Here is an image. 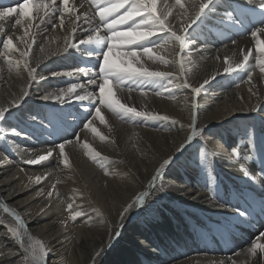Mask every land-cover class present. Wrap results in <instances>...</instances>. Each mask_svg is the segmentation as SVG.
Here are the masks:
<instances>
[{"label":"bare ground","instance_id":"1","mask_svg":"<svg viewBox=\"0 0 264 264\" xmlns=\"http://www.w3.org/2000/svg\"><path fill=\"white\" fill-rule=\"evenodd\" d=\"M220 1V4L218 1L217 3L221 6L224 0ZM19 3H21L20 0ZM167 3H173V0H167ZM70 4H74L78 12L88 11L86 4L84 5L81 0H70ZM81 4H83V7H81ZM164 4L165 0H159L158 7L163 8ZM16 6V0H0V7ZM220 6L218 9H220ZM25 11L31 13V6L26 8ZM181 11L179 8H174V15L169 17L176 31L180 30V25L183 22L182 17L178 15ZM51 15L54 16V20L48 21V18H45L44 22H41L39 16H37L31 22L33 27L29 29L27 35L24 32V28L27 27L26 21L23 27L15 24V19L19 18L18 14H14L13 17L7 18L5 21H0V52L4 51L2 38L8 36L12 37L13 44L17 49L28 50L24 48L22 41L16 39V37L23 36L24 40L32 44V48L28 50L29 56L27 59L29 64L37 69V79L30 82L27 72L21 69L20 74L17 75L16 71H9L8 63L0 56V107H8L13 100L22 94V89H26L29 92V95L19 106L20 111L16 119L6 122L5 131L8 134L5 136L7 140L4 138V142L8 146L9 144L13 145L14 149H11L12 147L10 149L18 155L14 156L9 152L0 150V207L8 206L22 218L23 236L26 244L30 245V247L25 248L16 238H13L14 236L10 235V232L7 231L8 227L18 226L21 229L22 227L18 224L16 226L12 225V221L15 219H11V221L7 219L8 221L6 220L5 224H0V253L3 251L9 253L3 261H0V264H33V261L30 262L29 260L31 256H28L27 260L24 257L33 248L38 253L40 245H44L46 256H49L46 264H89L92 261L95 262L94 264H264V253L258 250L256 256H252L247 252V248L251 244L245 249L243 247L240 250H235L236 252L231 256V262L224 258L226 255L224 257L221 256L222 250L211 251L216 246L215 242L213 246L210 245L215 239L207 235L206 232L208 233L210 230L213 233L214 229H218L216 226L224 227L225 221H222L224 217L221 211H225L224 209L227 207L229 208L231 203L219 204L213 199L210 200L207 188L199 182L197 168L189 162L191 161L192 150L189 152L187 149L182 152L177 151L190 133L187 128L181 129L182 121L187 124L190 123L192 98L190 99L188 93L181 95L176 92L178 94L177 98L172 99V101H165L147 94L141 95V91L132 93L123 88V90H117L109 84L106 86V95H110L109 89H111L117 99L131 107H135L137 110L169 117L168 120L161 121V123H164L163 126L161 125L162 130L150 131L147 130L148 128L145 129L146 127H130L101 111V114L105 117V122L101 123L99 119H93L92 127H95L101 135L106 137V142L99 143L100 137L91 132L90 129L86 132H80L79 141H74L72 145H68L66 148L70 167L65 168L64 165L60 164L58 156L56 165H53L52 162H45L39 168L35 169V167V170L30 164H28L30 166L26 165L27 163L22 164V161L25 162L28 159H32L36 154L46 152L45 150L48 149L47 146L44 147L42 144L48 145L49 141H52L51 137L48 140L47 135L49 134H46L51 128H49V121L52 122L58 115L65 119L73 118L74 120L75 116L70 117L72 116L70 114L76 113V111L71 110L77 103L74 104L75 101L70 104L69 100L61 103L60 101H43L39 99V97L49 93L59 94L62 88H53V84L58 81L60 85H65L71 83L72 80H78L82 76L78 74L79 72H74L76 68H79L78 66H73L74 68H72L68 65L70 57L67 53L61 51V48L65 43L66 37L79 40L85 39L86 35L79 29H77L74 36L73 34L70 35L71 28L75 26L70 23V14L65 16L63 28L59 25V13ZM208 15L211 16V13L209 12ZM205 18L203 22L208 24L210 18ZM71 19L74 20L75 17H71ZM53 22L57 24L56 29L51 26ZM80 23L82 24V21ZM37 25L39 27H36ZM82 26L87 27L83 24ZM93 26L96 25L93 24ZM217 26L221 25L217 24ZM251 30L247 29V27L240 30V36L250 34ZM207 36L210 37L209 34ZM207 36L199 34L195 30V34L192 36L195 44L187 49L186 57L189 56L188 58L191 59L186 58L190 63L184 64L185 79H188L190 85L194 87H199L206 79L209 80V83L204 84L197 97V127L200 129L209 125L208 138L205 139L211 147L213 159L217 161V164L221 166V164L228 162L230 163L229 166L239 172L236 164L239 165V162L245 160L250 164L249 154L247 155L245 150L240 148L238 152L240 161L235 163L233 158L236 155L231 153V148L234 146L232 140L234 141V139L224 125L228 121H232L233 118L235 119L242 112L263 111L262 113L264 114V73H261L259 66L256 65V45L251 35H247L242 39L239 37L236 44L231 42L223 45V41H216L213 43V49L217 48L216 51H208L210 45H212V40ZM258 37L264 40V33H258ZM42 47L44 48L43 52H41ZM249 49L251 50V55L246 70H240V73L234 75H227L224 72L226 67L224 58L227 56L229 62H239L244 54H248ZM241 50H243V54ZM153 52L154 55L164 57L170 62L178 59V57L176 58L177 47H173L172 44L158 50L155 49ZM205 54L209 55L204 57ZM8 55L13 60L20 58L19 51L9 52ZM82 63L84 62L82 61ZM88 64L90 63L88 62ZM168 65H170L172 72H176L175 63H168ZM134 66L149 67L156 71H163L167 64L159 61L154 62L146 57V59L140 58V64ZM248 71L252 72L251 81H249L248 75L246 79L244 78L245 73ZM52 72L61 74L52 77ZM69 73H73L74 77L69 75ZM41 76H45L47 79H39ZM87 78L84 75L85 81ZM243 78L245 80L239 83ZM227 80L233 83V87L237 86L228 90L226 87L229 85H226L224 90V86L216 88L217 83ZM180 81L182 80L180 79ZM67 87L66 85L63 89ZM250 88L252 89L251 92L249 91ZM138 89L142 90L144 87ZM87 90L94 92L90 85ZM77 92H84V90L78 89ZM83 102L84 105H87L85 101ZM43 107L48 108L45 117L42 116ZM252 107H256L257 111H251ZM64 110H66L65 113ZM219 111L222 114L220 117L217 116ZM33 117H39V119L34 121ZM73 120L68 122L69 125L73 124ZM173 120L177 121V123L174 124ZM76 121L79 124L78 119ZM173 127L175 131L167 132L174 129ZM13 128L20 133H27V136L12 134L10 130ZM63 128L56 133H53L52 130L50 131V136L57 137L56 143L62 142L63 138H61V135L66 134L67 130H63ZM24 129L29 131L24 132ZM42 136H44V139H42ZM84 143L89 144L91 149L100 155L95 159L85 155L89 150L83 147ZM17 156H19V160L16 159ZM169 156L175 159L171 163L173 167L166 166L163 169L162 183L169 194L166 199L167 203H164L165 205L162 209L152 210L146 218L147 221H144L142 225L136 223L137 219L135 220L139 207H141L140 204L135 205L121 218L119 213L124 206L133 203L136 197L145 191L151 193L152 189L148 187L149 181L155 169ZM185 156L189 158L184 159L183 157ZM107 158L111 162H113L112 159L116 161L111 167L108 166L107 162L109 161L106 162L105 170L108 171L109 175L104 174L105 170L99 172L93 167L99 162L105 163ZM15 161H21L22 165L19 164L20 162L16 163ZM224 168L226 169V167ZM241 171H245V169L243 170V167H241ZM251 171L260 175L264 171V161L256 167V172H254V169H251ZM36 177H41V181L36 182ZM57 180L60 183H56ZM232 182H234V187H241L240 183ZM255 183L257 185L259 183L261 187H264L263 179L260 182L255 181ZM53 184H56V189L53 190V197L50 200L47 198V193L51 190ZM232 190L227 185L225 192L228 194ZM146 199L147 197L144 198L143 204H146ZM188 203L201 205L199 207L201 210H198L197 213L196 211L194 212L191 207L185 205ZM243 203L245 202H240L239 204ZM68 204L73 205L70 211H66ZM240 207H238L240 210L237 212L249 210L248 204L246 207L243 205ZM96 210H99L102 215H97ZM27 211L33 212L35 217L29 218ZM75 211H83L87 215L81 216V219L75 223L68 219ZM183 211L185 215L181 217L184 213ZM194 214H197L198 218L194 217ZM88 216L92 217L91 221H88ZM203 218L208 220L216 219V222H206L203 221ZM63 221H67V224L62 223ZM88 222H92L93 228L85 231ZM193 222H197V225L201 228L195 226ZM210 224L212 228L208 231L202 227H210ZM110 231H112L113 237L107 245L106 241L108 238L110 239ZM117 232L119 233L118 236L116 235ZM121 232L122 236L120 237ZM29 236L32 238L30 241L28 240ZM210 238L212 242H210ZM244 240L246 241V239ZM192 241L202 242L205 248L202 244L198 245ZM256 242L264 243V237ZM115 249H117L116 252ZM97 253L99 255H96Z\"/></svg>","mask_w":264,"mask_h":264},{"label":"snow or ice","instance_id":"2","mask_svg":"<svg viewBox=\"0 0 264 264\" xmlns=\"http://www.w3.org/2000/svg\"><path fill=\"white\" fill-rule=\"evenodd\" d=\"M92 7L98 8V11L95 13V16L99 17V26H93L94 21L89 18L88 11L78 12L74 4H70V0H60V6H56V0H23V3H19V0H16V7H0V21H5L7 18L13 17L14 14H18L19 18L15 19V24L24 26V22H27V27L24 28L25 35L28 34L29 29L33 27L32 21L39 16L41 22L45 21V18H48V21H53L54 16L51 14L59 13V25L63 28L65 24V16L70 14L69 20L72 25H75L71 28V33H76L79 29L82 33L86 35L85 39L75 40L71 37L65 38V43L61 48V51L68 52L69 49L76 48L80 49L81 46H85L84 50L87 53L88 57H94L96 64L93 65V69L98 65V72L92 71L91 75H88L90 71L86 67H79L74 70V72L84 73L88 78L86 84L82 83H71L66 89H60L59 94H46L39 99L43 101H60L64 103L69 97L74 98L77 101L89 100L93 102L94 111L86 110L85 122L83 123L84 129H90L91 132L100 137L101 140H105L106 137L101 135L95 127H92L93 119H99L101 123L105 122V117L101 114V108H106L109 112L115 115L118 119L124 120L125 118L131 121H135L137 118H152V119H164L168 120L169 117H156L151 113L145 111H138L135 107H131L126 103H123L120 99L116 98L115 93L111 92L109 89L110 95H106V86L112 83L117 89L122 87H127L128 91L133 90V85L138 88H143L144 86H151L153 89L157 87H163L164 91H156L155 95L161 96L167 92V98L175 99V95L168 89L167 86L161 85L162 80H167L169 85H172V73L164 71H150L148 68L143 66L136 67L134 65L140 64V56H146L148 59L153 60L154 62L159 61L164 64L175 63L178 64L181 70V75H185L184 64L190 63L182 55L186 49L195 44V41L192 38L190 29L198 25L202 19H204L209 12L215 7V0H173V3L165 4L163 8L158 7L159 0H89ZM125 4H128V9L124 12L123 15L114 17L113 14L117 13L119 9L124 8ZM31 6L32 12L28 13L25 11L26 8ZM83 7V4H81ZM260 10L262 15H264V0H259V3L255 6ZM179 8L181 13L180 15L183 19V22L180 25L179 33L173 28V22L169 19L170 16H173V9ZM228 22L233 25L243 26V21L237 19V13L235 10L227 12ZM71 17H75L74 20ZM111 17V19H110ZM138 17V22L134 19ZM82 21L83 27L80 23ZM128 21H132L131 25H128L127 31H118V25H125ZM264 25V19L260 22ZM53 29L57 28V24L53 22L51 24ZM36 27H39L37 25ZM103 29V31H102ZM107 33L104 34V33ZM258 33H264V26H254L250 32V35L255 40L256 45V65L259 66L261 73H264V40H261L258 37ZM34 38V35H33ZM17 40H20L24 44V48L30 50L32 44L24 40L23 36L16 37ZM118 42V43H114ZM162 42V43H161ZM232 44H236V40L233 39ZM172 43L173 47H178L179 52L176 53L178 59L173 61H168L164 57L154 55L153 49H160L162 47H167ZM129 46H136V48L141 51L127 50L120 51L118 55L121 57L120 65H115L110 62V55L113 54L114 48H127ZM2 47L3 52H0V56L8 63L9 71H16L17 75L20 74L21 69L27 72L28 80L35 81L37 79L35 67H31L28 61L29 51L17 49L13 44V39L11 36L2 38ZM19 51V59L13 60L9 57V52ZM44 51V48H41V52ZM243 54V50H241ZM55 55V53H53ZM251 55V50H248V54H244L243 58L239 62H229V58L226 56L224 62L226 67L224 68L225 73H233L237 70L244 69L246 70L249 64V58ZM234 64V66H233ZM191 71V69H189ZM61 73L52 72L51 76L55 77ZM73 73H69L72 75ZM249 81H251L252 72H247ZM214 78V77H213ZM39 79H47L45 76L39 77ZM99 81V83H98ZM98 83V96L95 92L88 91L86 85H96ZM209 83V80L206 79L203 84L199 87H192L188 80L185 79L182 85H173V87L179 88H190L192 92V102L190 107V123L188 125H181V127H188L191 129L190 133L187 135L186 140L182 143L177 149L178 152H182L185 148L191 144L194 139L203 135V129H198L197 127V97L204 84ZM78 89H83V94L77 92ZM22 94L19 95L15 100H13L8 107H0V121H3L11 114V110L18 108L24 99L29 95V92L26 89H22ZM251 92L252 89L250 88ZM141 95H144L141 92ZM98 101V103H97ZM251 111H257L256 107H252ZM34 121L38 120L39 117H33ZM174 124L177 121H172ZM51 123V121H49ZM12 134L27 136V133H20L15 128L10 130ZM254 136V132L249 134V139ZM76 142L79 141V134H76ZM74 143L71 139H63L62 142L56 143L53 148L48 149L44 154H38L35 158L28 159L25 163L30 165H38L42 162L49 161L51 158H54V155H58L59 163L64 165L65 168L70 167L69 157L66 152L68 145ZM83 147L89 151L85 155H89L92 159H95L100 154L94 152L90 145L84 143ZM254 147V144L250 146ZM58 149V153L56 150ZM235 151V150H234ZM210 150L202 146L199 150L198 162L202 169L207 168L210 156ZM175 158L169 156L164 159L162 163L155 169L154 174L149 181L148 187L150 189L156 188V181L163 179V169L170 165ZM105 175H109L108 171L105 170ZM243 175L250 179L252 182H255L256 177L253 176L250 172H243ZM261 177H264V171L260 173ZM41 177H36V182L41 181ZM56 183H60L57 180ZM162 187V183H161ZM56 189V184L51 186V190L47 193V198L51 200L53 197V190ZM150 194L149 191L141 193L133 203L127 204L123 207L122 211L119 213L120 217L129 212L135 205H142L144 198ZM39 195V193H38ZM222 206V205H221ZM73 205L68 204L67 210H72ZM260 211L264 213V200L259 204ZM4 212H10L11 216L15 219L18 225L23 227L22 218L17 214L13 209L4 207ZM97 211V215H102V213ZM247 211H240L239 216H246ZM87 215L83 211H75L74 214H71L68 219L76 221L78 217ZM92 217L88 216V221H91ZM65 225L67 221H63ZM7 231L14 236L17 241L25 248L30 247L26 244L25 238L21 231L16 228L8 227ZM118 236L119 233L117 232ZM259 237H264V232L259 234ZM31 236L28 237L30 241ZM38 243V242H37ZM264 253V243H257L256 240L251 242V246L247 248V252L256 256L257 251ZM96 255H99L97 253ZM28 256H31L33 264H46V253L44 251V245H40L39 252L33 248L30 253H27L24 259H28Z\"/></svg>","mask_w":264,"mask_h":264},{"label":"rangeland","instance_id":"3","mask_svg":"<svg viewBox=\"0 0 264 264\" xmlns=\"http://www.w3.org/2000/svg\"><path fill=\"white\" fill-rule=\"evenodd\" d=\"M20 1H21V3L23 2V0H20ZM81 1L84 3V5L86 4L85 6L87 7V9L89 11L88 13L92 17V18L90 17V19L91 20H94V24L96 26H99V17L98 16H95V13L98 11V8L92 7L91 6V3L89 2V0H81ZM217 1L220 4L221 1L220 0H217ZM217 1L215 0V7L210 12L211 13V16L207 14V17L205 18V19H207L208 17L210 18L209 19V23L207 24V22H203L204 19H202L198 25H196V26H194L193 28L190 29L192 36H193V34H195V30H197L199 32V34H205L206 36H207V34L210 35V37H208V36L207 37L210 40H212L211 41L212 42V45H210V48H212V49L209 48L208 51H211V50L212 51H216L217 50V48L213 49V43L216 42V41H223L224 42L223 45H226L227 43H231V41L233 40V38L237 41V40H239V37H240V39H242V38L246 37L247 35H250V34H245L244 36H240V33H241L240 30L246 29V27H247V29H253L254 26H257V27H260V25L261 26H264V25H262L260 23L261 20L264 19V15H262V13L260 12V10L255 7L259 3V0H254V1L253 0H226V1L224 0L223 1V4L221 6L217 3ZM56 2H57L56 3V6L58 7V5H60V0H56ZM219 6H220V9L221 10L218 9ZM127 9H128V4H125V7L119 9L117 13H114L113 14V16L116 17V18H118V16L123 15L124 12ZM224 9H226L227 11L224 10ZM231 10H235V12L237 13V19L243 21V26H241L239 24L232 25L231 23L228 22V19H227V15L226 14H227L228 11H231ZM221 12H222V14H220ZM110 19H111V17H110ZM134 19L137 22L139 20L138 17H134ZM213 20H214V22H213ZM131 24H132V21H128L125 25H118L117 26V30L118 31H127L128 25H131ZM217 24H220L221 26H217ZM246 25H248V26H246ZM102 31H103V29H102ZM177 32L179 33V31H177ZM104 34L107 35L106 32ZM70 35H72V33ZM198 36H200V35H198ZM114 43H117V42H114ZM170 44H172V43H170ZM129 47L132 50H135V51H138V52L141 51L140 49L135 48L136 46H129ZM129 47H127V48H114L113 54H111L110 55L111 57H109L110 62L112 64H115V65H117V64L120 65L119 63L121 61V57L118 55V52L131 50ZM84 48H85V46H83L79 50H76V48H72V49H69L68 52H65L70 57V59L68 58L69 59L68 61H70L68 65L71 66L72 68L77 67V66L78 67H80V66L81 67H86V68L88 67L87 69L90 70L88 72V75H91L92 74V71H97L98 72V70H99L98 69V65H96V67L93 69V65L96 64V61H95L94 57H88L87 56V53L85 52ZM219 48H221V47H219ZM153 50H155V48ZM179 51L180 50L177 47V52H179ZM255 52H256V49H255ZM187 53H188V51L186 49L185 52L183 53V56H185V58H187V59L190 60L191 58H188L189 56L186 57L187 56ZM78 55H80L79 58H78ZM208 55L209 54H205L204 57H207ZM140 58L146 59V56H142L141 55ZM176 58H177V56H176ZM64 60H66V59L64 58ZM82 61L84 63H82ZM88 62L90 64H88ZM75 63H77V64H75ZM169 66L170 65L167 64V66H166L167 68L165 67L163 71L164 72H169L170 71V73H172V85H169L167 80H162L161 81V85L167 86L168 89L175 95V98H177L178 94H181L182 95V94H187L188 93V96L191 99L192 98V93H191V89L190 88H184V87H182V88L181 87L176 88V87H173V85H182L183 82H184V80H185V78H186L185 75H181V70L179 69L178 64H176V68H177L176 69V72H174V71L172 72ZM148 69L150 71H156L154 69H150L149 67H148ZM242 70L243 69H241V71ZM237 73H240V70H237L236 72H233V73H227V75H234V74H237ZM78 74L79 75H82L78 79L80 81H78V80H72L71 83H80L81 82L82 84H86L87 79H86V81L84 80V75L85 74L84 73H80V72ZM68 77H70V76H68ZM72 77H74V75H72ZM179 78L182 81H180ZM244 78L245 79L247 78V73H245V77ZM244 78L239 83L243 82L245 80ZM234 81H236V80H234ZM221 82L220 83H217L216 88H220L221 86L222 87L224 86L223 87V90L226 89V88L228 90V89H234L237 86V85H235L233 87V83L230 82V81H228V80L225 81V82H222V83ZM71 83H69V84H71ZM69 84L60 85V82L58 81L57 83L53 84V88L54 89H59V88L66 87V85L69 86ZM110 85H112L113 87H115L112 83H110ZM226 85H229V86L225 88ZM88 86L89 85H87V87ZM90 86L92 87V89H94V92L97 94V92H98V83L96 85H94V86L93 85H90ZM192 87H194V86H192ZM122 88L128 90L127 87H122ZM122 88H121V90H123ZM115 89H117V88L115 87ZM179 89H180V91H179ZM117 90H120V89H117ZM140 91L143 92L144 94L150 95L151 97H155V98H158V99L160 98V99L165 100V101H172V99L167 98V92H165V94L164 95H161V96L155 95V92L156 91H164V88L163 87H157V88L153 89L151 86H147L146 85V86H144V89L139 90L138 87H136L135 85H133V90L131 91L132 93H139ZM184 91H185V93H184ZM80 94H83V92H80ZM97 96H98V94H97ZM66 101L70 102V104H73L72 103L73 101H75L74 104L77 102L76 103L77 105L75 104L72 108H71L70 105H68V107H70L71 110L76 111V113H74L75 115L73 113L70 114V113L67 112L68 114L72 115L70 117L75 116L74 117V120H73V118L72 119H70V118L69 119H65V118L61 117V115H58L56 118L53 119L55 122H57L56 124L52 120V122L50 123V126H49V128L50 127L51 128L50 129L47 128L49 130H48V133H46V134H49V135H47L48 140H50V137H51L52 138V141H49V144L48 145L42 144V146H44V147L47 146L48 149L53 148L54 145L56 144V140H57V137L50 136V131L51 130H52L53 133H56L58 130H60V129H62L64 127L63 130L66 129L67 131L65 132L66 134H62L61 135V138H63V139H71L73 141H76L75 140L76 134H79L82 131L83 132H86V131L89 130V129H84L82 124H83V122H85L83 120H85V116L87 114L86 113V110H88V111H94L93 102L92 101H89V100H87V101L85 100V102L87 103V105H84L83 104L84 103L83 101H77V100H75L72 97H69ZM191 102H192V99H191ZM97 103H98V101H97ZM259 106H258V108H260ZM81 107H82V109H81ZM83 107H84V110H83ZM74 108H76V109H74ZM101 109H102L101 111H103L104 113H107L111 117H114L115 119L120 120L118 122H120V123L123 122L124 125L126 124L127 126H130V127L131 126L132 127H135V128H145L146 127L145 129L148 128L147 130H150V131H156V130L157 131H161L162 130L161 127L164 124V123H161V121L164 120V119H159V118H156V120H153L152 118H143V117H141V118H137L135 121H131V120H128L126 118L124 120H121V119H118L115 115L113 116V114L111 112H109L106 108H103L102 107ZM47 110H48V108H46V107H43L42 108V111H43V115L42 116L43 117L46 116V111ZM19 111H20V108L19 107L12 109L11 110V114L8 115L5 120L0 121V139H1V141H0V148L1 149L0 150L1 151L3 150L2 152H9L10 154H12L14 156L15 155H18L16 152L14 153L13 151H11V149H14V146L13 145H10V144L8 146V144L6 142H4L5 139L7 140V138H5V136H7V134H8L5 131V128L7 127L6 122L7 121H11V120H15L16 117L18 116V112ZM138 111H140V110H138ZM65 112H66V110H64V113ZM262 112L263 111L249 112V113L248 112H242V113H240L241 115L239 114L237 117H235V119L233 118L232 121H228L224 125V127L227 128L228 133H230L232 135L233 139H234V141L232 140L234 146L231 148V153L236 155L233 158L235 160V163L240 161V158H239V155H238V152H239L240 148H243L245 150V152L247 153V155L249 154L248 155L249 156L248 158H250V161H251L250 164L247 163L246 160L245 161H242L243 163L242 162H239L240 163L239 164L240 166L238 164H236L237 167H238L239 172L237 170H235V168L229 166L230 163L226 162V163L221 164V166H220L219 164H217V161L213 159L212 150L210 149L211 147H210L209 143L206 140L208 138L207 131L209 129L208 128L209 125L208 126H204V128L203 127L200 128V129H203V135L200 136V137H197L196 139H194V141L191 143V145L189 144L185 148V149H187L188 152L190 150L193 151V152L191 151V155L192 156H191V161H189V162L192 165H194V167L197 168V171H198V174H199V180H200L199 182L202 183L205 188H207V191H208V194H209V199L210 200L213 199V201H215V202H217L219 204H225V203H228V202L231 203V206L229 208L227 207L228 209L225 208L224 209L225 211H221V213H223V217H224L222 219V221H225L223 228L220 227V226H216V228H218V229H214L215 231H213V233H212V231L209 230V229L212 228V225L211 224H210V227H208V226H202L205 230L206 229H207V231L209 230L208 233L206 232V234L209 235V236H211V237H213L215 239V241L212 242L211 241V238H210V242H212L210 245L213 246L214 242H215V245H216L211 251L214 250L216 252L217 250H219V251L222 250L223 253L221 254V256L224 257L226 255L224 258L228 259V261L230 260V262H231V256L233 255L234 252H236L237 250L242 249L243 247L245 249L248 245L251 244V242L253 240H256V241L261 240L262 237H259V234L261 232H264V213H262L260 211V208H259V204L262 201V199L264 198V187H261L260 186L261 184H259V183L257 185L255 182H252L250 179L246 178L243 175V172L247 171V172H250L253 176L256 177L255 181L260 182V181H262V179L264 180V178H262L259 174L253 173L251 171V169H254V172H256L255 171L256 170V167L262 161H264V114ZM148 113H150V112H148ZM220 113H221L220 111L217 112V116L218 117H220L222 115ZM151 114L153 116H156V117H163L164 116V115H160V114H157V113H151ZM47 115L50 116L49 114H47ZM77 116H78V118H77ZM75 119L76 120L78 119L79 124L77 123V121ZM70 120H73V122H72L73 124L72 125H69V123H68V122H71ZM181 123H182V125H188L189 124V123L188 124L187 123H184L183 121ZM185 128H187V130L189 132L191 131V129H189L188 127H183V128L181 127V129H185ZM28 131L29 130L24 129V132H28ZM173 131H175V128L172 129V130H170V131H167V132H173ZM252 132H254V136H252V138L249 139L248 138L249 137V134L252 133ZM42 139H44V136H42ZM105 142H106V140L99 139V143H105ZM34 144H35V142H34ZM252 144H254V147H251V149H250V146ZM202 146H204L207 149H209L210 150V153H211L210 156H209V162H208V165H207L206 170L205 169H202L201 166L199 165V162H198L199 150L201 149ZM47 150H45V151H47ZM56 152H57V150H56ZM39 154H44V152L39 153ZM237 155H238V159H237ZM57 156L58 155H55L54 158H51L49 161H45V162H52L53 165H56L57 162H58V157ZM18 157L19 156L16 157L17 160L20 159ZM183 158L186 159V158H189V157L185 156ZM107 161H109V162H107ZM112 161L113 162H111L107 158L106 161H105V163L99 162V163H97V165L96 164L93 165V167L96 170H98L99 172H103L105 170V165L107 163L109 164L108 165L109 167H111V166H113L115 164L116 161L113 160V159H112ZM15 162L17 163L18 161H15ZM19 162L18 163L21 164V161H19ZM45 162H42L41 164H43ZM93 162H95V161H93ZM22 164H25V162L22 161ZM41 164H39V165H32L33 166V170L39 168L41 166ZM26 165H28V164H26ZM28 166H30V165H28ZM168 166L169 167L170 166L173 167V165H171V164L168 165ZM224 167H226V169ZM241 167H243V170L245 169V171H241ZM230 168H232V169H230ZM232 181H236V182H238V184L240 183L241 184V187H239V186L234 187L235 185H233L234 182H232ZM161 183H162V181L157 180V182H156V188L155 189H152L151 193L147 196V199H146L147 202H146V204H142L141 207H139V211L137 213V217L135 218V220L137 219L136 220L137 222L135 220H134V222L142 225L144 221H147L146 218H147V216L149 215V213L152 210H154V209L155 210L162 209L163 206L167 203V200L166 199L169 197V194H168V192H166V189H165V186L163 185V183H162V187H161ZM227 185L230 188L233 189L232 192L231 191L228 192L229 195L225 192V189H226V186ZM218 197H220V198L218 199ZM242 199H243V201H242ZM240 202L241 203L242 202H245V203L239 204ZM247 204L249 206V210L247 211L248 214L246 216H243V217L239 216V212H237V211L240 210V208H243V207H240V206L243 205L244 207H246ZM185 205L191 207L194 212L196 211V213L198 212V210H201V209H199V207L201 206L199 204L188 203V204H185ZM4 207L5 206L0 207V215H1L0 216V224H5L7 219H10L9 221H11V219L14 220V218L12 216H10L11 215L10 212H7V213L4 212V210H3ZM6 207H8V206H6ZM238 207H240V208H238ZM8 208L11 209L10 207H8ZM66 211H69V210H67V208H66ZM27 213H28V217L29 218L32 219V218L35 217V214L33 212L27 211ZM184 215H185V212L181 215V217H183ZM193 216L196 217V218H198L197 214H194ZM80 219H81V217H78L77 220L74 221V222L76 223ZM207 220L208 219H206V218L204 219L203 218V221H206V222H211V223H215L216 222V219L208 220V221ZM120 223H122V222H120ZM193 224H195V226H198L197 225V222H193ZM12 225L13 226L14 225L16 226L17 225V222L15 220L12 221ZM17 227L18 226L13 227V228L18 229L19 227L18 228ZM91 228H93V224H92V222L91 223L88 222L86 224L85 231H87V229L89 230ZM198 228H201V227L198 226ZM19 231H21L22 234H23V231H24L23 230V227H22V229L19 228ZM113 232H114V230H113ZM109 233H110V236H109L110 239L108 238L109 241L108 240L106 241V244L107 245L109 244L110 240L113 237L112 231H110ZM10 235L12 236L11 233H10ZM121 236H122V232L120 233V237ZM13 238H15V237H13ZM244 239H246V241ZM199 242L200 241L193 242V243L198 244V245H200V244L203 245L202 242H200V243ZM245 244H246V246H245ZM219 246H220V248H219ZM120 247H122V246L120 245ZM206 247L208 249V246L207 245H206ZM204 248H205V246H204ZM116 251H117V249H115V252ZM8 253L9 252H7V251L1 252L0 253V261H3L7 257ZM209 254H211V253H209ZM47 257L49 258V256L48 255L46 256V262L48 261ZM29 260H30V262L32 261L31 258ZM94 263L95 262L92 261L89 264H94Z\"/></svg>","mask_w":264,"mask_h":264}]
</instances>
